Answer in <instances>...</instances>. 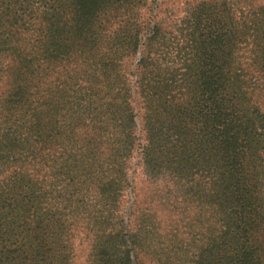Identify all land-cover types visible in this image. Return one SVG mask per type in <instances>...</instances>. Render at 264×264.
I'll return each instance as SVG.
<instances>
[{"label":"trees","instance_id":"16d2710c","mask_svg":"<svg viewBox=\"0 0 264 264\" xmlns=\"http://www.w3.org/2000/svg\"><path fill=\"white\" fill-rule=\"evenodd\" d=\"M79 236L86 264H264V0H0V264Z\"/></svg>","mask_w":264,"mask_h":264},{"label":"rangeland","instance_id":"374dc122","mask_svg":"<svg viewBox=\"0 0 264 264\" xmlns=\"http://www.w3.org/2000/svg\"><path fill=\"white\" fill-rule=\"evenodd\" d=\"M168 6L172 7V12H175L177 8L176 4H168ZM131 172L130 173V178L132 180L133 186L135 187H140L143 185V174L141 173V168L138 163V159L136 157L133 158L131 162ZM87 240V239H86ZM84 238V236H79L76 237L75 243H74V254L77 257L76 264H86V258L87 254L89 252V242H87Z\"/></svg>","mask_w":264,"mask_h":264}]
</instances>
